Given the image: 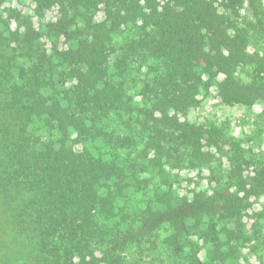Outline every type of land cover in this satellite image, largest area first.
I'll return each mask as SVG.
<instances>
[{
  "label": "trees",
  "instance_id": "trees-1",
  "mask_svg": "<svg viewBox=\"0 0 264 264\" xmlns=\"http://www.w3.org/2000/svg\"><path fill=\"white\" fill-rule=\"evenodd\" d=\"M41 1L59 10L47 31L0 32V193L16 197L0 202L33 248L25 264L255 255L264 132L236 139L228 118L189 120L212 89L217 104L264 102L260 64L236 77L252 60L245 37L203 0ZM176 173H197L191 196Z\"/></svg>",
  "mask_w": 264,
  "mask_h": 264
},
{
  "label": "rangeland",
  "instance_id": "rangeland-1",
  "mask_svg": "<svg viewBox=\"0 0 264 264\" xmlns=\"http://www.w3.org/2000/svg\"><path fill=\"white\" fill-rule=\"evenodd\" d=\"M210 1V0H207ZM216 3L220 12L228 11L232 17L233 24L240 25L243 29L250 31L249 44L252 48H259L263 52L264 47V0H211ZM40 2L43 6H40ZM45 3V4H44ZM54 8V10H53ZM56 8V9H55ZM58 8L53 4L50 5L47 1L41 0H0V32L4 37H8L9 32L23 33L27 26H31L36 32L41 30H48L50 24H53L58 19ZM81 16V15H80ZM33 18V19H31ZM81 19V17H79ZM35 26V27H34ZM262 31V39L256 37L255 33ZM41 33V32H40ZM39 33V34H40ZM43 34V33H42ZM34 37H38L35 34ZM19 36H13L12 42L15 43V47L24 48V45L19 41ZM18 40V41H17ZM20 49H18L19 51ZM250 52V51H249ZM18 66L19 60H15ZM254 63V62H253ZM249 63V65H251ZM261 65V64H260ZM264 68L263 65H261ZM247 75H241L239 79L248 81ZM7 93L8 90H7ZM215 89H212L210 95L207 98H203V103L200 109H193L189 120L195 123H204L206 120L217 118L218 121L225 119L230 120L231 136L236 139H242L250 133L254 128H258L264 132V102L260 101L254 106H226L217 104V99L214 98ZM46 136V135H45ZM264 142V137H259L254 140L256 143L254 146L258 148L259 140ZM178 176L177 184L175 185L177 194L179 196L189 195V191L195 187V184L190 183L188 178H194L197 173L183 174L176 173ZM195 182V181H194ZM197 184V182H196ZM207 188V182L203 181L199 190H205ZM3 190L2 188H0ZM0 190V192H1ZM16 199L12 192L0 193V200L2 203H7L9 200ZM0 202V264H25L23 261L24 252H32V246L25 243L24 235H20L16 231L17 223L13 221V215L15 213L8 209L9 212L2 208ZM258 210L264 209V197L259 201L256 206ZM22 233V232H21ZM260 239L255 245H260L257 253H246V259L241 264H264V220L261 223ZM206 256L205 251H200L199 257L204 259Z\"/></svg>",
  "mask_w": 264,
  "mask_h": 264
},
{
  "label": "flooded vegetation",
  "instance_id": "flooded-vegetation-1",
  "mask_svg": "<svg viewBox=\"0 0 264 264\" xmlns=\"http://www.w3.org/2000/svg\"><path fill=\"white\" fill-rule=\"evenodd\" d=\"M203 1L210 3L213 6V9H214V11L217 14H219L220 16H224V24H225V27H227V30H228L227 33H228V35L231 38H233V39L236 38V36H237L236 32H239V35H242V36L245 37V40H246L247 46H248V53H249L250 58L252 59V60H249L248 62L249 63L252 62V64L249 65V63H248V65H246V66H240L241 69L239 68V72L236 74V77H241V75H243V73H244V75L248 76L247 78H250V76H253V73H254L253 70H252V65L255 62H257L258 64L263 65V62H264V47H263V52H261L259 50V48H257V47H254V49L251 50L252 46H251V44H249L250 43L249 42L250 31L243 29L240 25L233 24L232 17L229 14V12L227 10L223 11V12H220V10L218 9V6L216 5V3L214 1H211V0L210 1L203 0ZM53 10H54V8H53ZM56 11L58 12L59 10H56ZM31 19H33V18H31ZM24 30H25V28H24ZM260 33H262V31H258V33H255L256 37L258 36L259 40L262 39V41H263V38H262L263 35L260 34ZM262 76H264L263 73H262ZM245 222H247V221H245Z\"/></svg>",
  "mask_w": 264,
  "mask_h": 264
}]
</instances>
